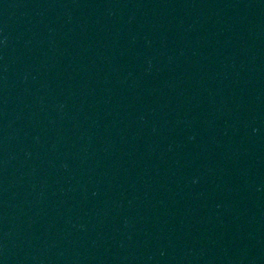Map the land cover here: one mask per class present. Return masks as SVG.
Wrapping results in <instances>:
<instances>
[{"label": "water", "instance_id": "95a60500", "mask_svg": "<svg viewBox=\"0 0 264 264\" xmlns=\"http://www.w3.org/2000/svg\"><path fill=\"white\" fill-rule=\"evenodd\" d=\"M0 264H264V0H0Z\"/></svg>", "mask_w": 264, "mask_h": 264}]
</instances>
